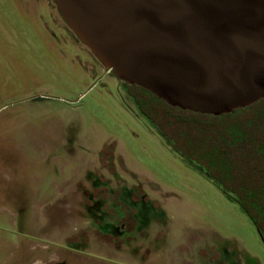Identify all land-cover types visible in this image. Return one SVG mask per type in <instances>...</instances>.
Instances as JSON below:
<instances>
[{
    "label": "rangeland",
    "instance_id": "374dc122",
    "mask_svg": "<svg viewBox=\"0 0 264 264\" xmlns=\"http://www.w3.org/2000/svg\"><path fill=\"white\" fill-rule=\"evenodd\" d=\"M62 33L44 10L0 0V263L6 244L17 252L11 264L50 256L60 259L52 264H264L242 206ZM91 178L104 193L133 187L153 205L144 235L120 253L86 213L69 228L59 223L56 201ZM140 244L149 256L128 262Z\"/></svg>",
    "mask_w": 264,
    "mask_h": 264
},
{
    "label": "water",
    "instance_id": "95a60500",
    "mask_svg": "<svg viewBox=\"0 0 264 264\" xmlns=\"http://www.w3.org/2000/svg\"><path fill=\"white\" fill-rule=\"evenodd\" d=\"M117 81L220 116L264 98V0H53Z\"/></svg>",
    "mask_w": 264,
    "mask_h": 264
},
{
    "label": "trees",
    "instance_id": "16d2710c",
    "mask_svg": "<svg viewBox=\"0 0 264 264\" xmlns=\"http://www.w3.org/2000/svg\"><path fill=\"white\" fill-rule=\"evenodd\" d=\"M135 91L143 112L194 164L235 195L243 210L264 226V98L213 116L182 110L150 91ZM173 141V140H172Z\"/></svg>",
    "mask_w": 264,
    "mask_h": 264
},
{
    "label": "flooded vegetation",
    "instance_id": "af4514ba",
    "mask_svg": "<svg viewBox=\"0 0 264 264\" xmlns=\"http://www.w3.org/2000/svg\"><path fill=\"white\" fill-rule=\"evenodd\" d=\"M16 1L19 4L29 3L37 10L40 9L44 10V12L48 14V16H50L53 24L57 27V29L63 32L59 40L65 42L67 41L79 48L84 46L75 36V34L70 31L67 25L62 20H60L59 17L55 15L56 6L53 0H16ZM38 3H40V5H38ZM86 50H87L86 52L94 59V61L92 62L93 67L94 65L97 64V66L100 67L101 71H103L101 64L96 60V58L90 53V51L87 48ZM106 74L110 75L111 73L103 72V75L101 76H104ZM117 83L119 88L124 91V93L129 97V99L135 105L137 115H141L143 118L147 119L153 125V127H155L160 132V134H162L166 139H168L172 143L173 147H175L178 150L179 154H181L183 157H185L194 164V162L191 159L186 157L184 153L182 154L181 151L175 146L176 143L172 138V136H168L164 132H162L161 129L158 126H156V124H154L148 118V116H146V114L143 112V107L141 106V100L135 97V91H139L140 94L143 96L144 94H142L143 93L142 90L134 87L136 84H129L123 81H117ZM91 180L92 183L89 182V184L86 185L87 187L85 186V183H83L82 181L73 182L69 191L70 197H68L67 199H65L66 197L59 198L56 201V205L59 207V210L61 211V213L59 212V217H60L59 223L64 225L66 228H69L70 225L69 223L71 219L81 218L83 220L82 218L83 214L86 213L88 218L93 220V222L96 225V228H98L96 230V236H99L98 234L101 233L102 235L105 236L104 238L108 239L107 241L108 245L106 246V248L107 247H108L107 249L110 248L112 252L120 253L125 247H127L125 246L124 242L130 244L131 240H134L136 237L139 238L140 236L144 235L145 230L148 227L147 226L146 228H144L145 224L147 223V220L150 217L151 211H154L153 205L147 200L146 196L139 195L138 191L135 190L133 187L132 188L125 187L121 191L116 190L115 192L104 193L103 188L99 190V186H101L100 182H96L93 178H91ZM77 185L79 190L78 192H75L74 191L75 189L73 190V188ZM228 195H230L233 200L235 201L237 200V198H235V195L231 193H229ZM88 199L90 200L88 201ZM109 203L113 204V209L109 208ZM64 211H66L67 216L64 215ZM105 217L109 219L107 223L104 221ZM253 221L257 227V231L260 234L261 239L264 242V226L262 227L259 224H257L254 219ZM125 233L127 234V237H125ZM96 236H93L92 239L94 238L96 239ZM88 239L89 238L85 239L86 242L85 246L89 245ZM95 243H92L91 246H93ZM6 248H9V250L7 251L9 257L3 258L0 264L9 263V258L11 259L14 255H17L15 248L12 247L11 245L8 246L5 244L4 249ZM130 253L132 255V258H128L127 256L124 255V258L128 262L130 260L145 261L146 258L149 256V251L144 250V244L134 246V248L131 249ZM140 254H142L141 258L139 257ZM229 255L231 257V252ZM57 260L60 259H54L52 258V256H50L48 258L46 257V259L44 258V260L35 259L31 263H25V264H52L54 263V261ZM21 262L23 261H19L17 258V261L12 264H22Z\"/></svg>",
    "mask_w": 264,
    "mask_h": 264
}]
</instances>
